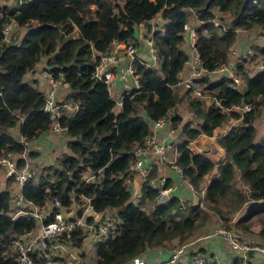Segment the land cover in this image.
<instances>
[{
    "label": "trees",
    "instance_id": "1",
    "mask_svg": "<svg viewBox=\"0 0 264 264\" xmlns=\"http://www.w3.org/2000/svg\"><path fill=\"white\" fill-rule=\"evenodd\" d=\"M14 6L0 4V155L22 151L18 137L31 142L50 128L48 113L42 110L43 90L24 79L42 60L54 75L62 73L64 90L59 100L69 101L76 109L73 113L60 109L57 120L64 127L65 137L60 155L40 165L24 181L20 193L39 207L53 197L61 206L72 202L79 205L85 197L94 211L112 212L113 228L95 244L93 257L85 264H125L134 255L166 250L171 241L188 239L207 219L199 200L181 202L173 193L158 200L157 187L149 183L152 171L141 180L137 200L131 199L128 166L132 151L141 146L150 124L164 116L181 136L174 163L194 191L199 190L203 175L217 164V174L205 184L201 201L209 205L221 226L248 230L250 217L264 213V132L255 141L252 125L264 103V69L246 73L243 64L237 62L241 90L228 86L226 78L207 82L203 89L219 98L220 106L205 104L189 95L186 88L179 94L174 89L186 59L182 25L190 14L198 21L194 26L195 49L201 66L210 71L226 60L236 29H261L262 43L254 51L264 58V0H20ZM216 8L228 13L222 22ZM156 15L163 23L151 22ZM9 21L14 22L16 31L24 28L16 45L14 30L7 41L1 39V27ZM139 23L141 34L151 36L156 63L149 66L142 56L134 58L138 88L122 92L116 103L106 84L93 75L94 66L99 54L114 42L129 41L138 52L137 43H143L138 36ZM181 102L195 117L194 125L182 120L177 110L171 113ZM242 104L250 108L241 114L229 108ZM232 118L235 121L215 137L223 149L222 157L214 161L188 145L200 134L212 135L217 126ZM16 124L17 138L9 131ZM27 154L34 155L29 150ZM21 163L18 159L17 165ZM234 169L245 190L233 185ZM87 173L94 178L87 180ZM143 200L152 204L149 210L144 209ZM10 201L11 191L0 188V264H15L13 240L36 225L28 214L12 217ZM245 202L254 204L233 223L227 222L221 205L231 209ZM260 233L264 240V226ZM234 261L238 264L239 258Z\"/></svg>",
    "mask_w": 264,
    "mask_h": 264
},
{
    "label": "built area",
    "instance_id": "2",
    "mask_svg": "<svg viewBox=\"0 0 264 264\" xmlns=\"http://www.w3.org/2000/svg\"><path fill=\"white\" fill-rule=\"evenodd\" d=\"M9 0H2V5H6ZM15 1V5L20 0ZM218 11V9L216 8ZM215 10V11H216ZM152 22V19H151ZM214 25L218 24L217 20H212ZM15 24L12 21L6 22L1 27L3 41H7L14 30ZM142 23L137 25L138 36L146 46V50L151 55L153 63L156 62L153 52L152 40L150 34H141ZM183 37L186 43V59L179 71H187V75L178 79L175 85L182 84L183 89H188L189 93L201 99H207L208 103L214 106H220L219 98L215 97L208 90L203 89L205 84H199L204 73H217L221 77L226 78L227 85L241 90V77L236 69V63L241 62L243 66L246 61L252 58L256 53L251 45L245 47L234 57L226 58L224 62L219 63L214 69L207 71L201 66V61L198 57L194 46L195 27L188 20L182 25ZM224 28H222L223 30ZM19 36L14 44H18ZM122 49L118 55L112 46L105 52L100 53L97 62L94 66L93 75L102 80L107 88L113 83L114 76L119 81H131V89H123L122 92H130L138 88L136 75L133 73L132 60L138 55L135 50V45L129 41L121 42ZM229 50V51H228ZM231 54V46L227 48V55ZM234 54V51H232ZM145 65H154L151 62H145ZM256 70L264 69V60L261 59L256 63ZM31 72V71H29ZM37 74L42 78L45 87L43 88V105L42 110L48 113L50 119L49 132L64 134V127L60 126L57 117L61 108H64L69 113H73L76 106L69 101L65 102L57 98V92L63 85L62 73L54 75L49 69L44 68L36 71L34 76L29 78L32 85L37 86L33 80ZM174 85V86H175ZM123 87V84L121 85ZM38 87V86H37ZM122 92L119 96L113 97L116 103H119ZM241 114L242 111L249 110L250 105L242 104L240 106L229 107ZM229 108H222V111H227ZM163 125H168L169 131L173 129L169 126L168 116L161 117L153 121L149 126V134L144 138L141 146H138L132 151V161L128 166L130 173L140 172L145 174L142 168V160L145 157L154 155L158 162H163L170 144L156 137L154 130H159ZM22 144L23 149L19 153L5 152L0 155V169L5 179H9L13 183L14 190L11 192L10 213L12 217L17 215L28 214L33 217L35 227L33 230L17 236L13 240V248L15 250V264H54L56 260H62L64 264H70L72 260H76L82 252L92 253L97 242L102 240L108 232L113 228L114 216L108 210L94 211L89 201L85 197H81V203L77 205L72 202L68 206H61L59 200L53 197L46 200L42 206H36L32 201L25 199L20 193V187L28 178L32 177L33 171L27 165V145L28 142L22 137L17 138ZM21 159V165H17V160ZM172 169L181 175L180 168L171 162ZM158 182L152 179L150 185L157 187L158 192L156 198L161 200L171 194V187L163 186V179L160 177ZM189 184V183H188ZM188 188L194 192V189L189 184ZM201 198L199 199V205ZM50 217L47 221H43L45 217ZM78 228V229H76ZM213 234L219 235L228 249L239 258L238 264H249L252 257H256L258 264H264V243H257L250 238H244L238 230L226 229L216 223L212 229ZM74 237L79 239V246L75 245ZM189 244L192 241L188 242ZM188 244H180L169 250V254L165 258H152L150 263L142 254H137L125 264H209L205 257L199 253L192 254L188 249ZM250 252L251 254L248 255Z\"/></svg>",
    "mask_w": 264,
    "mask_h": 264
},
{
    "label": "crops",
    "instance_id": "3",
    "mask_svg": "<svg viewBox=\"0 0 264 264\" xmlns=\"http://www.w3.org/2000/svg\"><path fill=\"white\" fill-rule=\"evenodd\" d=\"M6 5L7 6L11 5L10 7H13L15 5V1L9 0L8 2H6ZM154 17L155 19L159 18L157 15ZM191 19L194 20V22L191 21V24H194L193 26H195L198 23V21L195 20L194 16ZM189 20L190 17L188 18V22ZM161 23H163V21ZM241 30H245V29H241ZM238 34H240V29H236L235 39L230 45L231 54L227 55L228 58L234 57L245 47L249 46L250 45L249 43H252L251 42L252 37H249L248 35L241 37ZM18 36L20 37L21 35L19 34ZM259 38H260L259 40V45H260L262 43V37ZM137 44H139L138 52L135 47L137 55L140 57L142 56L143 57L142 59L145 62L153 63L151 55L146 50L145 44L141 42H138ZM182 46H183L182 47L183 50L186 51V43L184 37H183ZM112 48L119 55L121 53L122 43L114 42L112 43ZM232 51H234V54L232 53ZM44 68L45 67L42 66L40 62H38L34 67V69L31 70V72L25 74L24 79L29 80L30 77L32 78L34 76V73L36 71ZM186 75H187V71L182 72L181 74L179 73L178 79ZM207 75H209L208 77L210 78V80L207 78ZM219 77L221 76L217 73H210V74L204 73L202 75L201 80L198 82L203 86V84H206L207 82L217 81ZM204 78L206 80H203ZM33 81L38 84L37 85L38 87H41L40 90H43L45 85L42 78H39L38 74L36 79H34ZM122 84L123 82L122 81L120 82L119 79L114 76L113 83L107 88L108 94L111 98L120 95V93L123 91L121 86ZM177 85H182V84H177ZM63 86L64 85H62V87L57 92L58 99L61 98L63 95L62 92V90H64ZM188 94L191 95L189 91ZM179 104L181 103H178L177 105V112L181 116V119L185 120V117L187 116V114H189V112L185 114L180 113ZM114 110H117V108L114 107ZM234 121L235 119H228L223 123V126L220 128V130L214 131L212 135L200 134L194 140L190 141L188 145H190V147L195 151L203 152L210 159L214 161L217 160L218 158L223 156L224 152L223 150H220V146L216 143L215 137L217 134L223 133ZM15 126H16L15 128L16 132L12 130V128H14ZM15 126L11 127L9 131L10 133H12L14 137L17 138L18 125L16 124ZM263 132H264V128L259 132V134L256 135V140H258L259 136ZM154 134L156 135V137L160 138L161 140L168 142L170 144V147L167 150V154L163 162H158L156 160V156L154 155L145 157L142 160V168H144L145 174H142L140 172L130 174L131 177H130V181L128 182V186L130 189L131 199L133 201L137 200L138 186L141 180L144 178L146 173L152 171L154 172V174L150 178V180L152 179L154 182L157 183L158 182L157 179L161 177L163 179L162 183L164 184L165 182H167L168 183L167 186L171 187V194L173 193L174 195H176L181 202H183L184 200H189L190 203L197 202L203 195V189L207 181L211 177L217 174V164H214L212 169H210L206 174L203 175L199 190L192 192L188 188L189 186L188 182L185 179H183L182 176L179 175L174 169H172V165H171V162L175 158L177 153L176 146L179 142H181V140L178 138L179 132L177 128L173 129L172 131H169L168 125H163L159 130H154ZM64 140L65 137L63 136L62 133H53V132H49V130L40 133L36 138H34L33 141L31 142L28 141L27 150L31 151L34 154L33 156H29L27 154L29 163L34 165L47 164L49 162V157H52L54 159V156H56L58 153L61 152L63 148ZM56 149L59 150V152H54V150ZM237 174H238V170L234 169V175ZM4 184L7 183L3 177V174L0 172V188L5 187ZM142 205L144 209H148L150 206H152V204L148 203L147 200H143ZM215 224L213 225V227L215 226ZM202 226L203 227L202 229H200L201 230L200 233L196 237L192 238L191 248L189 251L192 252L193 250H195L199 254H202L208 260L209 264H235L236 261H234V259L236 258V255L233 254V252L228 249L226 244L223 242V239L219 235L212 233V229H213V227H211L212 225L205 223L204 225L202 224ZM204 230H206L205 231L206 233L204 232ZM168 254H169L168 249L167 250L154 249V250H150L149 253L146 252L145 257L147 262L150 263V260L152 258H156V257L165 258L167 257ZM89 256L91 258L93 256V252L92 253L90 252ZM255 258L256 257H252L249 264H258Z\"/></svg>",
    "mask_w": 264,
    "mask_h": 264
},
{
    "label": "rangeland",
    "instance_id": "4",
    "mask_svg": "<svg viewBox=\"0 0 264 264\" xmlns=\"http://www.w3.org/2000/svg\"><path fill=\"white\" fill-rule=\"evenodd\" d=\"M2 3V0H0V4ZM2 5V4H1ZM7 6V5H6ZM11 5H9L8 7H10ZM216 15H218V17H221V22L222 20H225L226 17L228 16V13L225 12V11H215ZM193 16H191L190 14V24H191V21L194 22L193 19H191ZM155 21L156 24H159L161 21H160V18H156L155 17L152 19V22ZM191 25H194V24H191ZM15 27V26H14ZM15 29V28H14ZM24 28H19L17 31L14 30V32L16 33V36H18L19 34L21 35V33L23 32ZM261 29L259 27H253L251 29H248V30H241L240 29V34H238L239 36L243 37V36H246L248 35L249 37H252L251 38V42L252 43H249L253 49L255 50V47L256 46H259V40L261 36H259L258 32L260 31ZM229 54V52H228ZM263 58L262 55L260 54H255L252 58H250L249 60H247L246 64L243 66L244 68V71L246 73H253L254 71H256V63L261 60ZM40 64L43 66L44 63L42 62V60L40 61ZM209 75H207V78L210 80V78L208 77ZM131 81L129 80H126L123 82V87H122V90L123 89H131ZM39 89L41 87H38ZM174 89H175V92L177 94H179V92H182L184 89L182 87V85H175L174 86ZM110 90V88H109ZM184 101V99H182ZM203 100V99H201ZM203 102L205 104H208V101L207 99H204ZM180 105V113L182 114H185V113H188L189 111L187 110L186 108V105L184 102H181ZM177 110V109H176ZM137 111L140 113L141 112V109L140 107L137 108ZM185 119L190 122L191 125H194V122H195V117L191 114H187V116L185 117ZM233 119V118H232ZM252 125L254 126L255 128V137H254V140H256V135L259 134V132L264 128V103L262 105L259 106V108L257 109V113H256V116L254 117L253 121H252ZM223 126V124L221 123L219 126H217L214 130V131H217V130H220V128ZM16 126L14 128H12L13 131L16 132ZM48 131V130H47ZM180 140H181V136L179 135L178 137ZM220 150H223L221 147H220ZM54 152H59V150H54ZM60 155V153H58L56 156L58 157ZM56 156H54V159L57 158ZM53 158L52 157H49V161H51ZM27 165L30 167V169L33 171V174H35L39 169H40V165H34V164H30L29 163V160H27ZM0 172H1V169H0ZM2 173V172H1ZM85 178L87 180H92L94 178V176L92 175V173H87L85 174ZM5 179V178H4ZM5 181L7 182V184H4L5 187H8V189L13 192L14 190V187H13V183L11 181H7V179H5ZM233 185L241 190H245V185L244 183L238 178V175H234V178H233ZM254 204V202H245V203H242L241 205H239V207L237 208H229L227 207L226 205H221V210L225 213V216H226V219H227V222L229 223H233L235 220H237L239 217H241L245 211H247V209L252 205ZM147 206H150V205H147ZM199 207L207 213V219L204 221L203 224L207 223V224H211L213 227V225L215 223H220V220L218 219L217 215L210 209L209 205L204 202L203 200L201 201V204L199 205ZM151 208V206L146 209V210H149ZM112 210V209H111ZM211 215V216H210ZM247 224L249 225V228L248 230H243L241 229L240 227H236V226H232L233 228H230V229H235V230H238L241 234L244 235V238H250L252 240H254L255 242L257 243H264V240L261 239V233H260V228L264 226V213H256L254 215H252L250 217V219L247 221ZM202 225L199 226L198 228H196L193 233L191 234V236L186 239L185 241L181 242V243H176L175 241H171L170 243L167 244L166 246V250L168 249V251L175 247V246H178L180 244H188V249L190 250L191 248V244H189L188 242L192 241L191 238H194L196 237L199 233H200V229H202ZM203 231V230H202ZM206 230H204L205 232ZM203 232V233H204ZM206 233V232H205ZM264 235V234H263ZM93 257V256H92ZM206 260V259H205ZM90 261V256H89V253L88 252H82L79 254V257L78 259L76 260H72L70 262V264H85V263H88ZM54 264H64L63 262V259L62 260H56V262Z\"/></svg>",
    "mask_w": 264,
    "mask_h": 264
},
{
    "label": "water",
    "instance_id": "5",
    "mask_svg": "<svg viewBox=\"0 0 264 264\" xmlns=\"http://www.w3.org/2000/svg\"><path fill=\"white\" fill-rule=\"evenodd\" d=\"M176 109H177V105H174V106L172 107V109H171V113H174V112L176 111Z\"/></svg>",
    "mask_w": 264,
    "mask_h": 264
},
{
    "label": "clouds",
    "instance_id": "6",
    "mask_svg": "<svg viewBox=\"0 0 264 264\" xmlns=\"http://www.w3.org/2000/svg\"><path fill=\"white\" fill-rule=\"evenodd\" d=\"M15 7V6H14ZM107 87V86H106Z\"/></svg>",
    "mask_w": 264,
    "mask_h": 264
}]
</instances>
